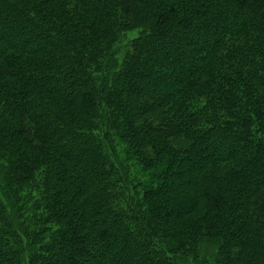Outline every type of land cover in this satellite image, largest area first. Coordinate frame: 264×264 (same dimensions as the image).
Masks as SVG:
<instances>
[{
  "label": "trees",
  "instance_id": "obj_1",
  "mask_svg": "<svg viewBox=\"0 0 264 264\" xmlns=\"http://www.w3.org/2000/svg\"><path fill=\"white\" fill-rule=\"evenodd\" d=\"M0 264H264V0H0Z\"/></svg>",
  "mask_w": 264,
  "mask_h": 264
}]
</instances>
